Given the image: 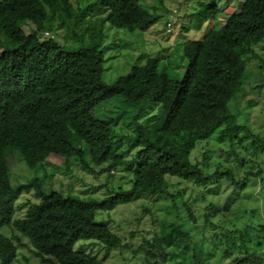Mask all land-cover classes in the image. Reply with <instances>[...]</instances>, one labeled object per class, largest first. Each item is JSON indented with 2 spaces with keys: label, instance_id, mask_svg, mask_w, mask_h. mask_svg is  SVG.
I'll return each instance as SVG.
<instances>
[{
  "label": "trees",
  "instance_id": "1",
  "mask_svg": "<svg viewBox=\"0 0 264 264\" xmlns=\"http://www.w3.org/2000/svg\"><path fill=\"white\" fill-rule=\"evenodd\" d=\"M158 3L91 0L73 21L71 33L60 41L55 31L66 26L67 20L59 0H0V227L12 230L10 235L0 233V264L18 261L14 241L21 243L19 235L44 264H106L76 244L121 246V238L97 215L138 194L174 196L168 191L167 175L198 186L226 178L232 185L245 187L249 176L261 174L264 179L262 168L245 170L240 179L232 168L204 172L190 157L197 143L210 139L217 129V141L228 139L236 159L237 151L248 145L264 151V138L242 128L228 107L243 82L242 54L264 40V0L238 1L223 16L221 28L209 29L200 39L185 40L181 57L186 66L181 77L159 71V57L153 56L112 81L104 80L105 26L147 31L161 15L157 10L163 1ZM198 4L201 10L209 9L208 16L215 14L211 20L220 15L216 4ZM67 37L76 43L67 44ZM114 96L120 97L125 108L102 116L103 107L97 105ZM124 138L126 149L119 154L115 144ZM4 148L20 149L32 165L52 154L61 156L68 171L70 159L94 174L120 167L130 173L131 185L94 198L61 189L43 192L35 177L12 184ZM29 190H35L39 200L17 216L16 202ZM248 225L221 234L226 241L224 255L237 254L231 264H264L254 249L263 245L264 225H258L260 230ZM160 238L167 246L184 241L185 252L192 242L191 234L173 222L161 225ZM199 240L186 264H195L202 256L203 241Z\"/></svg>",
  "mask_w": 264,
  "mask_h": 264
},
{
  "label": "rangeland",
  "instance_id": "2",
  "mask_svg": "<svg viewBox=\"0 0 264 264\" xmlns=\"http://www.w3.org/2000/svg\"><path fill=\"white\" fill-rule=\"evenodd\" d=\"M138 1L143 6L152 1L160 5L159 0ZM162 1L163 5L157 10L161 15L147 31L130 32L109 24L105 26L102 74L104 80L112 81L127 73L131 66L140 65L153 56L159 57V71H165L173 77H181L186 66V59L181 57L182 43L188 39L202 38L209 29L221 28L225 21L223 16L241 0ZM200 1L216 4L221 11L218 13L220 15L216 14L218 17L211 20L210 17L215 14L208 16L209 9L201 10L198 4ZM59 2L67 23L62 29L56 30L55 34L58 40L63 41V35L71 33L73 21L81 16L79 14L91 0ZM168 20L171 22L170 31L166 29ZM200 20L202 21L198 22ZM66 43L70 45L76 42L67 37ZM242 55L246 64L243 82L237 94L229 100L228 107L242 128H247L255 136L264 138V40L253 44L252 49ZM117 100L121 101L119 96L111 97L96 108L103 107L100 109L102 116L116 114L125 108L124 102L121 101V105ZM96 113L101 116L98 110ZM130 127L133 131L134 126ZM217 132L218 129L210 139L198 142L195 151L190 155L192 162L204 172L232 168L240 179L244 177L245 170L256 172L260 168L264 169V151L248 145L247 149H240L239 152L236 150V159L228 139L224 142L217 141ZM240 132H244V129ZM207 142L210 144L206 145V148L204 145ZM115 146L116 152L122 154L126 149L125 138L117 141ZM16 150L4 148L12 184L35 177L43 192L61 189L64 192L78 193L82 197L94 198H103L118 186L128 188L131 185V181L127 182L130 173L120 167L109 171V174H94L78 165L76 160L70 159L68 171L63 168L64 158L61 156L52 154L42 163L32 165L24 158L20 149ZM206 152L207 156H203L202 153ZM132 153H126L125 158H129ZM166 179L169 183L168 191L174 196H163L159 193L138 194L130 202L120 203L113 209L101 211V214L97 215L99 222L107 224L111 231L121 238V246L104 247L92 241H80L76 247L103 259L106 264H186V257L187 261L191 260L189 255L193 253L201 238L202 256L195 264H231L237 254L235 252L231 256L224 255L226 241L221 234L234 228H243L246 224H253L259 230L258 225H264V179L262 180L261 174L249 176L245 187L232 185L226 178L205 186L194 185L172 175H167ZM38 200L35 190L24 192L16 202V215L22 216L25 209ZM172 222L181 225L191 234L192 242L187 249L189 254L185 252L184 241L176 240L175 244L167 246L160 238L161 225ZM11 232L9 227H0V233L10 235ZM19 238L23 245L14 241L19 255L18 261L14 260L12 264H44L31 252L28 241L22 235H19ZM262 243L261 247L254 249L264 260V239ZM204 256L208 257L205 262L202 260Z\"/></svg>",
  "mask_w": 264,
  "mask_h": 264
},
{
  "label": "built area",
  "instance_id": "3",
  "mask_svg": "<svg viewBox=\"0 0 264 264\" xmlns=\"http://www.w3.org/2000/svg\"><path fill=\"white\" fill-rule=\"evenodd\" d=\"M166 25H167V31H169L170 30V26H171V22L167 21Z\"/></svg>",
  "mask_w": 264,
  "mask_h": 264
}]
</instances>
